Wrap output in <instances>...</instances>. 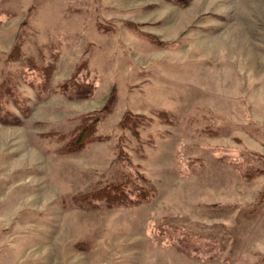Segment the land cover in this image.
Masks as SVG:
<instances>
[{
  "label": "rangeland",
  "instance_id": "1",
  "mask_svg": "<svg viewBox=\"0 0 264 264\" xmlns=\"http://www.w3.org/2000/svg\"><path fill=\"white\" fill-rule=\"evenodd\" d=\"M0 264H264V0H0Z\"/></svg>",
  "mask_w": 264,
  "mask_h": 264
},
{
  "label": "trees",
  "instance_id": "2",
  "mask_svg": "<svg viewBox=\"0 0 264 264\" xmlns=\"http://www.w3.org/2000/svg\"><path fill=\"white\" fill-rule=\"evenodd\" d=\"M39 70H41L43 73L49 74L51 72V67H39ZM79 83L80 82L77 80H74L73 82L68 81L65 83V88H72L75 93L79 95L80 93L78 91H81V88H79ZM42 86L44 87V84ZM131 120V116H129L127 113L123 123L127 124ZM98 121V117H94L92 120H90V118L85 119V121L77 128L75 136L67 143L66 150L75 151L83 148L86 143L95 135ZM137 121L139 120H134V122ZM75 198L79 201L89 202H92V200H104L109 204L124 203L130 199L129 194L126 192L125 186H123L122 183H111L94 191L78 194L75 196Z\"/></svg>",
  "mask_w": 264,
  "mask_h": 264
}]
</instances>
